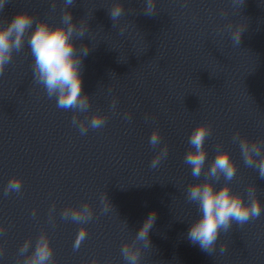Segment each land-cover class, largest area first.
<instances>
[{
  "label": "water",
  "instance_id": "water-1",
  "mask_svg": "<svg viewBox=\"0 0 264 264\" xmlns=\"http://www.w3.org/2000/svg\"><path fill=\"white\" fill-rule=\"evenodd\" d=\"M113 2L74 0L68 8L74 22L88 23L75 46L90 48L82 61V88L90 97L88 115L107 116L103 128L81 135L71 123L73 113L58 108L34 83L27 41L0 76V225L6 229L0 264H18L20 246L31 238L34 247L41 231L50 237L54 264H89L93 258L97 264H126L122 244L153 210L157 219L141 264H264V212L242 227L233 223L213 254L188 240L201 213L187 202L186 188L205 176L192 177L184 163L190 133L210 124L205 168L222 145L237 164L232 191L247 202V188L255 185L264 205V179L244 164L232 141L237 131L249 140L264 139V0H244L241 7L232 0H157L151 16L144 14L146 0H120L125 12L115 27ZM62 9L63 0L55 12L50 0H9L0 20L27 11L57 26ZM230 23L245 25L239 46L232 43ZM157 128L160 147L167 144L169 153L153 169L159 148L149 138ZM13 176L22 179V192L4 196ZM213 183L219 189L225 181ZM104 192L114 210L101 214ZM84 202L95 215L83 225L86 240L73 251L82 225L62 220L60 213ZM53 203L55 226L48 219ZM221 243H227L223 254Z\"/></svg>",
  "mask_w": 264,
  "mask_h": 264
},
{
  "label": "clouds",
  "instance_id": "clouds-1",
  "mask_svg": "<svg viewBox=\"0 0 264 264\" xmlns=\"http://www.w3.org/2000/svg\"><path fill=\"white\" fill-rule=\"evenodd\" d=\"M157 0H146L145 15H153L156 11ZM9 0H0V12L4 10ZM235 7H241L244 0H232ZM69 6H74V0H63L61 22L57 26L50 25L46 20H37L27 11L17 12L10 20H0V76L5 72L6 66L13 60L15 53L23 50L27 41L32 57V77L35 84L43 87L49 99H55L58 108L73 113L72 125L86 135L89 129H101L107 122V116L96 112L88 115L90 109V97L83 92L82 88V61L89 54L90 48L82 45L78 48L75 41L82 39L88 33V23L81 19L79 23L74 22ZM57 0H50V10L55 12ZM124 4L120 0H114L109 9L110 19L115 27L124 15ZM35 27L33 29V24ZM231 32L232 43L239 46L245 25H227ZM121 26V35L124 32ZM117 99L113 97L111 108L116 109ZM81 114H85L81 118ZM126 120H131L129 113L124 114ZM212 127L207 123L198 124L190 133L188 138L189 150L185 153L184 163L191 168V176L199 178L205 176L203 182L188 184L186 188V200L188 203L196 204L199 217L191 223L187 233L188 240L198 245L199 248L213 254L217 248V241L221 233L227 234L233 223L240 227L251 220L261 217L264 212L255 185L247 188V202L240 193L233 192L230 181L236 177L237 164L228 150H222V145H217L216 155L210 165L205 168L207 161V150L205 141L210 136ZM233 143H237L244 164L252 168L260 178L264 179V139L249 140L241 136L239 131L232 137ZM162 137L159 129H154L149 138V144L159 151L150 162V167L157 168L161 161L167 158L169 148L167 144L160 147ZM225 183L217 189L213 181ZM23 182L20 177L13 176L3 189V195L8 196L15 192L21 194ZM101 214L114 210L107 194L104 192L100 197ZM55 203L49 209V223L55 226ZM95 213L88 202L79 207L68 206L60 213L62 220L71 221L82 225L75 237L73 251L79 250L81 244L88 236V229L83 225L90 222ZM32 216L35 218L36 210L33 209ZM157 219L155 210L151 211L143 221L134 238L125 241L121 247V255L126 264H141L144 249L151 246L150 231ZM125 227H128L124 221ZM6 229L0 225V236L4 235ZM32 249L29 253V249ZM227 243L220 244V253L227 252ZM5 249L0 246V256ZM22 258V259H21ZM54 249L50 237L46 231H41L36 238L35 245L31 238L26 239L18 250V264H54ZM89 264H97L93 258Z\"/></svg>",
  "mask_w": 264,
  "mask_h": 264
}]
</instances>
